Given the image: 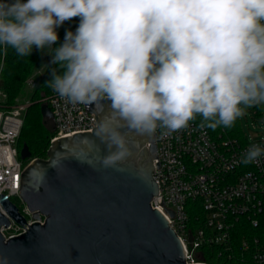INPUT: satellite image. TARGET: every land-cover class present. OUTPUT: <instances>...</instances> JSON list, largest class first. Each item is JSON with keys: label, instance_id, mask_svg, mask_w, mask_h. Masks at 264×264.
Instances as JSON below:
<instances>
[{"label": "clouds", "instance_id": "9594fccd", "mask_svg": "<svg viewBox=\"0 0 264 264\" xmlns=\"http://www.w3.org/2000/svg\"><path fill=\"white\" fill-rule=\"evenodd\" d=\"M34 47L51 50L45 85L59 97L111 102L96 130L106 167L131 154L121 128L167 137L197 116L201 128H232L264 105V0H0V49L29 57ZM262 156L253 144L240 162Z\"/></svg>", "mask_w": 264, "mask_h": 264}, {"label": "water", "instance_id": "95a60500", "mask_svg": "<svg viewBox=\"0 0 264 264\" xmlns=\"http://www.w3.org/2000/svg\"><path fill=\"white\" fill-rule=\"evenodd\" d=\"M110 101L86 105L99 122L110 114ZM41 113L53 124L48 104ZM54 129V128H53ZM92 132L77 133L51 143L47 159L26 165L20 197L33 220L2 194L0 210V264H188L181 238L166 217L152 207L159 195L154 160L159 168L156 133H125L130 155L106 167L107 145ZM23 161L32 158L27 144ZM173 214V213H172ZM28 226L25 233L6 239L2 228L12 221Z\"/></svg>", "mask_w": 264, "mask_h": 264}, {"label": "built area", "instance_id": "2783aa9c", "mask_svg": "<svg viewBox=\"0 0 264 264\" xmlns=\"http://www.w3.org/2000/svg\"><path fill=\"white\" fill-rule=\"evenodd\" d=\"M4 60L0 49V199L5 194L13 202V197H20L21 178L28 164L21 160L18 149L27 105H7ZM28 83L33 88L36 80L32 77ZM45 101L53 115L51 142L92 132L98 126V119L86 110V104L72 105L53 90ZM156 135L160 166L155 159L153 175L159 195L152 207L162 212L181 238L186 262L209 264L201 259L208 253L217 264H264V238L253 233L261 229L264 216V156L258 163L240 162L251 145L264 147V137L248 142L229 137L225 130L214 135L196 122L167 137H161L159 129ZM18 208L28 225L45 223L44 215L33 220L26 206ZM0 210L7 215L1 201ZM11 221L9 229L1 230L6 239L28 228ZM238 235L241 239L236 238Z\"/></svg>", "mask_w": 264, "mask_h": 264}, {"label": "trees", "instance_id": "16d2710c", "mask_svg": "<svg viewBox=\"0 0 264 264\" xmlns=\"http://www.w3.org/2000/svg\"><path fill=\"white\" fill-rule=\"evenodd\" d=\"M78 25L79 17H74L71 20L65 21L59 28H57L56 31L59 39L53 45V48L59 47L64 42L66 31L75 32ZM44 53L45 52H41L34 47L32 54L29 57H18L14 50L8 49L7 54L5 55L4 67L2 71L4 90L8 97L7 105H14L16 98L23 93L25 80L36 71L40 64H42L44 60ZM50 62L47 64L44 75L39 78L35 89H33L31 98L35 101V103H31L27 110L25 123L22 128L23 132H21L18 139L19 153L23 146L27 144L32 153V157L35 155V159L42 160L47 159V152L51 146V139L55 133L53 130L48 131V125L44 124V117L41 113L42 103H44V100L47 99L48 95L51 93V89L45 85V82L52 78L51 69L57 68V65L51 64ZM191 122L200 124L201 117L197 116V118ZM209 129L214 135H218L225 130L229 137H240V132L235 125L232 128L218 127L215 130L211 128ZM43 131H45V133H43ZM21 141H24L23 146L21 145ZM34 150L37 151L35 152ZM44 155H46V157H44ZM253 233H258L264 238V216L261 229L254 230ZM240 237L241 236L238 235L236 238L241 239ZM201 259L205 260L209 264H217L214 257L209 256L208 253L204 254Z\"/></svg>", "mask_w": 264, "mask_h": 264}, {"label": "rangeland", "instance_id": "374dc122", "mask_svg": "<svg viewBox=\"0 0 264 264\" xmlns=\"http://www.w3.org/2000/svg\"><path fill=\"white\" fill-rule=\"evenodd\" d=\"M50 51H51L50 49H46L44 51L45 52L43 56L44 60L42 64H40V66L36 69V71L25 80L24 91L20 96H18V98H16L15 104L27 105V109L24 111V115H23L24 123H25L26 114H27V110L29 106L31 105V103L32 104L35 103V101L32 100L31 95L36 85L32 88V86L29 85L28 81L29 79L33 77L34 80H36V84H37L39 78L44 75L47 64H49L51 60V56L47 54ZM3 88H4V85H3ZM43 104H46L45 100H44V103H42V105ZM47 125H48L47 126L48 131H52L53 124L50 123ZM234 125L238 128L240 132L239 138L241 139H244L248 142H252L253 140L263 138L264 137V105L253 106L251 108L246 109L245 115L238 118ZM43 133H45V131H43ZM21 142H22L21 145L23 146L24 141H21ZM34 151L36 152L37 150H34ZM44 157H46V155H44ZM32 159H35V155L31 159H29L26 163H29V161H31ZM12 200L21 209H23L26 206V203L23 202L21 197H13Z\"/></svg>", "mask_w": 264, "mask_h": 264}]
</instances>
